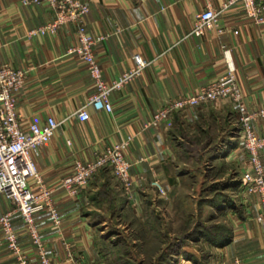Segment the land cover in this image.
Returning a JSON list of instances; mask_svg holds the SVG:
<instances>
[{"label": "crops", "instance_id": "1", "mask_svg": "<svg viewBox=\"0 0 264 264\" xmlns=\"http://www.w3.org/2000/svg\"><path fill=\"white\" fill-rule=\"evenodd\" d=\"M88 1L90 9L83 20L89 32L101 37L93 49L106 82L133 66L135 53L150 61L139 77L111 92V112L89 103L96 91L94 78L80 56L69 51L78 41L77 22L70 20L55 32L30 35L32 28L55 20L57 10L46 2L0 0L1 58L27 72L17 92L21 119L43 123L53 116L59 122L52 139L33 151L44 182L55 186L53 199L61 215L58 226L47 211L35 215L52 264L103 262L92 214L104 210L95 194L106 180L107 169L95 174L78 195L58 183L76 160H88L129 134L134 136L127 150L134 181L131 198L109 173L117 191L114 199L123 203L121 212L131 209L139 214L154 193L171 201L173 186L180 180L176 163L180 151L205 152L213 164L233 162L229 174L216 178L226 181V193L236 189V204L217 202L206 210L216 214L213 221L223 217L230 225L228 239L216 248L217 264H234L236 259L264 264V221L256 219L258 196L241 188L247 155L234 103L216 100L174 112L158 126L150 124L152 114L169 100L195 92L226 72L224 47L230 49L246 105L264 108V22L252 21L244 6L236 3L220 14L223 32L195 30L205 7L219 10L226 0ZM82 108L89 112L86 120L77 115ZM255 128L264 135V116L255 121ZM0 214L9 215L20 252L34 258L36 248L23 216L2 193ZM0 264H19L18 254L5 240H0Z\"/></svg>", "mask_w": 264, "mask_h": 264}, {"label": "built area", "instance_id": "2", "mask_svg": "<svg viewBox=\"0 0 264 264\" xmlns=\"http://www.w3.org/2000/svg\"><path fill=\"white\" fill-rule=\"evenodd\" d=\"M25 3L46 2L57 10V18L51 22L29 30L30 35H42L55 32L57 27L70 20L77 22L78 41L69 48L85 62L94 78L96 91L89 97V103L96 109L111 112L113 109L110 94L139 77L150 61L139 53L134 54V65L122 72L111 82L103 78L102 69L94 53V44L101 39L88 31L84 16L89 12L88 0H23ZM241 3L246 13L255 23L264 22V0H226L219 10L205 7L198 17L195 30L224 31L219 23L222 11L231 5ZM226 72L217 79L201 86L197 91L184 93L169 100L152 114L150 124L158 126L174 112L185 111L201 104L216 100H229L234 103L239 121V133L242 148L247 155L244 169V185L249 194L258 196L259 211L256 219L264 221V135L258 134L255 121L264 116V108H249L237 81L236 66L229 48L224 47ZM27 72L13 68L1 58L0 54V193L12 200L24 219L26 228L36 248V256L30 258L20 252L18 233L14 229L8 214H0V240H5L9 248L18 254L19 264H52L47 255L41 230L35 222L38 212H49L53 224L58 226L61 215L53 199L55 186L44 182L33 158V151L52 139L59 122L48 116L43 123L32 121L24 123L17 110V92L23 86ZM81 120L89 118V112L82 108L77 112ZM129 134L122 140L109 144L88 160H76L71 171L63 176L58 185L72 195H78L82 188L102 169L110 171L121 184L126 196H133L134 181L130 173L132 161L127 150L133 139ZM160 193L164 189L159 182L154 183ZM234 264H243L236 259Z\"/></svg>", "mask_w": 264, "mask_h": 264}, {"label": "rangeland", "instance_id": "3", "mask_svg": "<svg viewBox=\"0 0 264 264\" xmlns=\"http://www.w3.org/2000/svg\"><path fill=\"white\" fill-rule=\"evenodd\" d=\"M209 156L180 151L176 160L180 180L173 186L171 201L154 193L137 215L131 209L121 212L123 203L115 201L117 191L105 170L106 180L95 194L104 210L92 214L104 258L101 264H217L214 230L229 231L230 225L223 217L213 221L216 214L206 210L217 202L236 204L239 193L236 189L226 193V181L216 178L229 174L233 162L213 164Z\"/></svg>", "mask_w": 264, "mask_h": 264}, {"label": "trees", "instance_id": "4", "mask_svg": "<svg viewBox=\"0 0 264 264\" xmlns=\"http://www.w3.org/2000/svg\"><path fill=\"white\" fill-rule=\"evenodd\" d=\"M214 227L216 226H209V228H214ZM214 231H215L213 234V236L215 237L214 241L217 245H220L221 243L225 242L230 235V230L228 231L225 229L223 231V230L215 229Z\"/></svg>", "mask_w": 264, "mask_h": 264}]
</instances>
